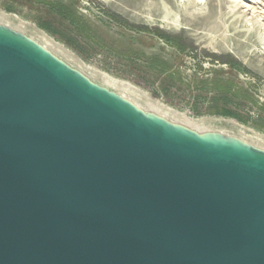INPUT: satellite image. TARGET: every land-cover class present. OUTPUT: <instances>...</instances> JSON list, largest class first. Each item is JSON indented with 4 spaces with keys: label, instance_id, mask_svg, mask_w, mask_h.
<instances>
[{
    "label": "water",
    "instance_id": "1",
    "mask_svg": "<svg viewBox=\"0 0 264 264\" xmlns=\"http://www.w3.org/2000/svg\"><path fill=\"white\" fill-rule=\"evenodd\" d=\"M0 264H264V147L0 23Z\"/></svg>",
    "mask_w": 264,
    "mask_h": 264
},
{
    "label": "rangeland",
    "instance_id": "2",
    "mask_svg": "<svg viewBox=\"0 0 264 264\" xmlns=\"http://www.w3.org/2000/svg\"><path fill=\"white\" fill-rule=\"evenodd\" d=\"M0 23L147 109L264 147V0H0Z\"/></svg>",
    "mask_w": 264,
    "mask_h": 264
},
{
    "label": "trees",
    "instance_id": "3",
    "mask_svg": "<svg viewBox=\"0 0 264 264\" xmlns=\"http://www.w3.org/2000/svg\"><path fill=\"white\" fill-rule=\"evenodd\" d=\"M172 41H174V42H176V44L178 45V46H181V44H180V40H178V38H174V39H172Z\"/></svg>",
    "mask_w": 264,
    "mask_h": 264
},
{
    "label": "bare ground",
    "instance_id": "4",
    "mask_svg": "<svg viewBox=\"0 0 264 264\" xmlns=\"http://www.w3.org/2000/svg\"><path fill=\"white\" fill-rule=\"evenodd\" d=\"M250 8V7H249Z\"/></svg>",
    "mask_w": 264,
    "mask_h": 264
}]
</instances>
